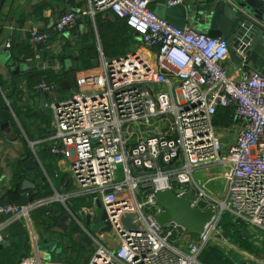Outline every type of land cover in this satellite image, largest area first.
Instances as JSON below:
<instances>
[{"label":"built area","instance_id":"2783aa9c","mask_svg":"<svg viewBox=\"0 0 264 264\" xmlns=\"http://www.w3.org/2000/svg\"><path fill=\"white\" fill-rule=\"evenodd\" d=\"M180 4L186 0L165 1L167 7ZM103 13L123 20L154 56L131 50L107 57L100 51L98 65L81 74L73 93L45 103L53 118L43 141L66 160L72 195L87 198L92 208L101 205L117 242L109 248L95 240L87 264H204L200 256L208 246L240 251L222 233L224 217L259 251L243 250L242 261L264 264V74L239 63L228 67L226 39L187 23L177 27L151 10L149 0H85L48 26L32 28L30 40L46 44L74 28L79 17ZM36 89L57 88L42 80ZM220 107L232 108L231 124L215 123ZM165 188L178 196L190 190L191 206L213 211L198 241L176 223H156L163 209L154 192ZM68 196L0 202V244L7 228L28 219L30 210ZM33 251L21 264H42Z\"/></svg>","mask_w":264,"mask_h":264},{"label":"crops","instance_id":"0c3cea01","mask_svg":"<svg viewBox=\"0 0 264 264\" xmlns=\"http://www.w3.org/2000/svg\"><path fill=\"white\" fill-rule=\"evenodd\" d=\"M84 1L2 0L0 3V109L12 114L0 122V202L32 203L48 200L56 193L69 195L63 201H50L33 208L28 219L7 228L4 242L8 244L0 245V251L8 247L11 251L19 250L23 256L14 259L15 264L35 255L34 248L42 264H87L95 240L109 248L117 245L110 230L98 227L93 231L85 226L86 215L94 217L99 209L86 204L90 202L87 198L72 195L74 186L66 160L55 157L49 152V141H43L52 132L53 118L51 108L45 103L65 99L72 87L77 89L81 74L98 65L100 51L107 57H118L131 50H139L148 57L154 54L143 48L135 32L123 29V20L107 13L98 14L94 19L79 17L74 28L53 35L46 44L30 40L32 28L48 26L61 12L77 9ZM165 1L149 0V8L152 6L150 9L155 12L166 6ZM217 1L186 0L185 5L191 9L212 10ZM221 1L231 3V0ZM186 23L207 33L204 26H194L193 18ZM7 42L10 47H6ZM80 52L82 57H78ZM86 59L91 61L90 67H84ZM226 63L230 68L238 65L231 56ZM54 77L65 82L63 87L58 83L54 93L36 89L38 82L52 81ZM25 181L27 188H24ZM38 183H47L51 193L32 198L30 191L39 189ZM46 207L48 210L43 209ZM39 209L44 210L41 216H38ZM60 211L68 215L64 230L57 225ZM70 231L73 233L69 235ZM235 245L240 251L231 253L239 258L240 264H260L256 260L242 261L243 250H248ZM221 249L230 253L226 247ZM248 252L259 255L258 250Z\"/></svg>","mask_w":264,"mask_h":264},{"label":"water","instance_id":"95a60500","mask_svg":"<svg viewBox=\"0 0 264 264\" xmlns=\"http://www.w3.org/2000/svg\"><path fill=\"white\" fill-rule=\"evenodd\" d=\"M2 0H0L1 3ZM218 0L212 10L191 9L186 5L157 8L159 17L166 18L177 27H183L190 19H194V26L198 24L205 27L211 37H223L226 39L230 56L239 64L264 74V3L261 0ZM152 8V6L150 7ZM96 64V59L94 61ZM65 82H59L63 87ZM12 117L8 110L0 109V122ZM32 160H29V162ZM28 163V162H27ZM24 182V188L29 187ZM155 200L163 212L155 216L158 225L176 223L182 226L191 240L198 241L206 224L211 220L213 211L211 208L199 209L190 205L191 191L182 196L176 195L172 189H158L154 192ZM99 212L94 217L86 215L85 226L96 231L98 227L110 229L108 223H104L106 215L98 203ZM59 223L63 230L66 229L68 215L59 212ZM123 223L131 226L129 217L123 219ZM228 237L226 232H222ZM247 234L246 232H244ZM8 241L2 242L4 246Z\"/></svg>","mask_w":264,"mask_h":264},{"label":"trees","instance_id":"16d2710c","mask_svg":"<svg viewBox=\"0 0 264 264\" xmlns=\"http://www.w3.org/2000/svg\"><path fill=\"white\" fill-rule=\"evenodd\" d=\"M121 26H123V29L125 30V27L129 29L124 21L121 22ZM131 30V29H129ZM83 56V55H82ZM80 57V56H78ZM78 59V58H77ZM84 67H90L91 61L86 59L84 60ZM60 78L54 77L52 79V82L55 83L56 88H58V83H59ZM215 123L217 125H227L231 124L232 120V108L230 107H225V108H218L217 114L214 118ZM44 178V177H43ZM39 189H36L35 191H30V196L33 198L35 196H47L48 194L51 193L49 190L47 183H38ZM41 189V190H40ZM30 196L28 198H30ZM82 201H84L82 199ZM20 204V203H19ZM44 210H48V208H43ZM43 209H39L38 211V216H41V212L44 211ZM221 229L226 232L228 239L230 241H233L237 243L241 248L246 249L248 251H253V247L251 244L248 242L247 235L242 232V230L236 226L229 218L224 217L222 222L220 223ZM73 231H70L69 235L72 234ZM19 250L11 251L10 247L4 248L3 250L0 251V264H15L16 262L14 259L19 260L21 255L19 253ZM224 252L220 247L218 246H208L205 248V250L202 252L200 256V261L204 264H240L238 261V257L234 255L233 253Z\"/></svg>","mask_w":264,"mask_h":264},{"label":"rangeland","instance_id":"374dc122","mask_svg":"<svg viewBox=\"0 0 264 264\" xmlns=\"http://www.w3.org/2000/svg\"><path fill=\"white\" fill-rule=\"evenodd\" d=\"M112 41H113V40H112ZM112 41H111V42H112ZM82 55H83V54L80 52V53H79V56L82 57ZM72 86H73V85H72ZM75 90H76V88H75V86H74V87H72V88L70 89V92L73 93ZM165 125H166V124H165ZM157 130H158V128H157ZM162 131H163V130H162ZM134 139H135V138L133 137V138H132V141H133ZM195 177L198 178V177H199V174H195ZM216 185L219 187V191H222V189H223V183L220 181V182H217ZM86 204H90V205H91L92 203H91V201H90V202H87ZM78 230H79V228H78ZM92 242H93V241H92ZM94 245H95V244H94ZM95 247H96V245H95Z\"/></svg>","mask_w":264,"mask_h":264}]
</instances>
